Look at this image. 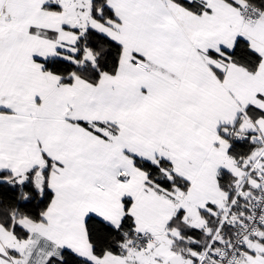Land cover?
<instances>
[{"label":"snow or ice","instance_id":"1","mask_svg":"<svg viewBox=\"0 0 264 264\" xmlns=\"http://www.w3.org/2000/svg\"><path fill=\"white\" fill-rule=\"evenodd\" d=\"M0 264H264V0H0Z\"/></svg>","mask_w":264,"mask_h":264}]
</instances>
